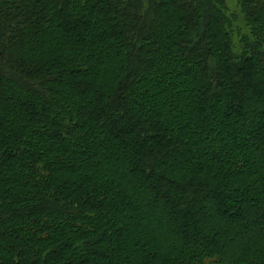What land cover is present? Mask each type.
<instances>
[{
    "label": "trees",
    "instance_id": "obj_1",
    "mask_svg": "<svg viewBox=\"0 0 264 264\" xmlns=\"http://www.w3.org/2000/svg\"><path fill=\"white\" fill-rule=\"evenodd\" d=\"M0 0V264H264V0Z\"/></svg>",
    "mask_w": 264,
    "mask_h": 264
},
{
    "label": "rangeland",
    "instance_id": "obj_2",
    "mask_svg": "<svg viewBox=\"0 0 264 264\" xmlns=\"http://www.w3.org/2000/svg\"><path fill=\"white\" fill-rule=\"evenodd\" d=\"M230 1V7L233 5V7L232 8H234V3H233V0H229Z\"/></svg>",
    "mask_w": 264,
    "mask_h": 264
}]
</instances>
